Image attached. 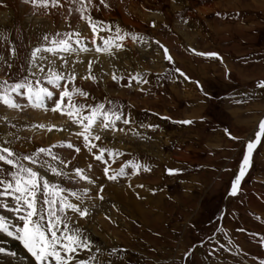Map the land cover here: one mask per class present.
I'll return each instance as SVG.
<instances>
[{"label": "rangeland", "instance_id": "rangeland-1", "mask_svg": "<svg viewBox=\"0 0 264 264\" xmlns=\"http://www.w3.org/2000/svg\"><path fill=\"white\" fill-rule=\"evenodd\" d=\"M232 1L107 0V2L111 5L110 9H104L101 6L99 12H97L94 8L91 10V14L95 19L103 20L112 25L113 34L115 26L119 25L123 31L137 33L143 36L148 42L142 43L139 40L133 42L130 36L126 37L125 44L127 47L120 54V59L113 60L108 56H105L104 58L105 65L102 68L104 71L102 73H107V75H103L104 80L108 81V83L112 85L111 91L114 90L122 92V94H124L123 97L114 98L109 96L110 93L107 87H105V91L101 90V93H99L95 91L97 89L95 88L96 84L90 83L89 86L86 87L81 85V83H79L81 81L79 80L74 83H76L77 87H82L84 90L90 92V96L88 98L77 97L76 99L79 102L83 103L85 100L89 103L105 102V98L107 97L119 106L125 117L131 118L130 125H124L122 120L117 122V128H125L126 132L117 131L113 133L111 131H106L103 135L106 136V139L108 138L109 141L105 139V143L97 142L101 144V146L107 145L108 147L122 153V155L117 157L115 160H107V156L105 154V159L110 167L112 168V163L116 165L119 164L118 167H120V165L125 163L127 160H137L141 163L148 164L151 171L144 172L141 169L138 175L132 176L130 167L126 166L125 171L129 173L128 175L120 177L115 182L107 181L103 176V164L95 161L92 154L89 153L87 149L83 148L82 138L76 137L75 133L80 130L76 125H72L70 122L71 126H73L71 133H69L67 127L65 128L66 130H63L64 127L57 124V128H61L62 130L56 131L54 129L51 131V135L56 137L51 145L72 142L76 146L81 147L82 150L80 153H74L73 150L59 146L53 149V151L60 157L67 161H71V166L73 168H83L81 166L83 164L84 167H87V159H93L94 161L92 162L95 165L94 167L98 166V168L93 172L98 173V179H101L102 177L106 180L102 181L101 184H104L105 186L106 183H113L114 185L121 187V189H128L130 193L129 198L137 202L134 205L136 207L133 206V208L132 203H126V197H121L122 200H119L117 209L114 208L113 205L112 207L108 206V211L104 214H100V216H102L101 219H104L109 226V229H115L118 224L115 225L112 222V218H110L111 216L109 217L108 215H122L115 219L117 223H122L126 219L123 215L126 214L127 217H129L126 220L127 222H130L131 227L133 226L131 230L133 234L132 240L130 241L132 244L131 246H127V248L123 245L124 243H117V246L112 244L108 237L106 244H109V246L106 247L105 244H102L99 241L98 237L92 235L91 231H87L85 227L82 226L84 234L88 236L92 242L91 251L94 252L97 247L101 248L104 253L101 258L111 260L112 264H259V261L264 259L259 256L264 254V246L259 243L261 239H264V142L259 144L257 146V150L253 153L252 166L249 168L244 180L241 182V190L238 197H229L227 195L230 182L234 178V174L238 172L244 147L243 141H246L248 137H250V134L254 130L256 121L264 114V91H258L260 89L254 90V88H256L255 85L259 80L254 82L249 81L248 83V85H252L254 87H251L253 89L252 95L255 94L256 97H258V107L256 108V111L258 112L257 120L255 121L254 118L253 123L255 124L250 130L237 131L232 126L230 118L226 114L221 102L216 103L213 102V100L210 101V103L205 101L204 103L200 102L202 104L200 111L196 114L188 112V103L191 99L184 96L186 93L184 94L183 91L186 89L183 88L181 80L179 79L178 82L177 80H174L177 79L178 74L176 73L177 76L175 78V72L173 69L180 65L177 62L170 64L168 61L164 60L163 57L161 59L159 54H162V50L154 43L155 40H162L164 45L166 43L165 46L169 49L170 54L176 55L177 52L174 47L177 45V42L174 39V35L178 33L179 30L182 34L185 33L184 30L186 31V28H191L195 25V27L198 26L203 31L210 30L213 33V26L211 25V22L214 21L216 24L222 22L224 23L223 20L226 18L229 22L231 21L230 24L237 25L232 26L230 30H227V38L230 37V40L226 42H219L218 45L230 46L231 43L233 45L243 44V38L236 40L234 34L242 33V30H245L243 27L247 26V23H249L248 27L250 26L254 28V26H251V22L254 23L252 18H249L248 20L242 19L244 16H254L253 12H255L257 16L259 15L258 19L255 17V19H257L256 22L259 23L261 20L262 22L253 29L257 37V48L254 52L255 60L251 66L260 67L262 71L261 78L264 79V13L252 8L256 5L251 2L253 0H235L238 1L237 3L235 2V4L232 3ZM93 3L98 4L99 0H93ZM225 5L228 7L226 8ZM22 9H24L23 14L21 13ZM198 9H202L204 12H198ZM253 9L254 11L252 12L251 10ZM0 10H5L9 13L7 23H3V26L0 24V55H9L7 53L8 45L3 42L4 36H7L12 42V45L17 49V55L12 60L13 68L10 72V78L5 75V73L9 71L6 65L3 62H0V80L9 79V82H14L21 79L24 75L29 74L27 71L22 72L21 67H27V61L31 48L44 42V34H49L51 36L55 32L70 30L69 27L66 26L63 19V17L67 16L68 13L64 10L51 15H44L42 13L34 15L31 7L23 4L22 0H4L0 2ZM154 16L155 18H159V28L155 31H153V21L147 22V18L151 17L150 19L153 20ZM32 17H41L44 18L43 20L50 21L56 20L60 24L62 23V25L58 28L56 27L54 30L47 31V29L45 32L44 29L37 24H34L29 28H24L22 20L27 18L31 19ZM131 18L135 22H139V24L132 26L125 23L124 19L132 21ZM239 21L243 22V27L238 25ZM4 24H6V26ZM69 24L71 29L80 30L82 35L86 36L83 33L82 28L84 26L87 27V24L84 21H81L78 15L73 14L69 18ZM76 24L83 27L74 28L73 25ZM89 34H91V31ZM108 34L109 33L107 31L103 33L105 37ZM88 38L91 39V36H88ZM216 40L218 41V39ZM148 44L155 45L158 49L152 50L149 48ZM186 46H188L187 43L183 44L182 49L187 54L188 48ZM191 47H194L195 49L197 48L199 51L217 49L216 43H213L212 40L211 42L209 40L207 44L203 41L199 42L198 46L196 44H192ZM139 48L142 49L141 51L143 53H147L150 58L145 59L140 56L141 51ZM93 52L94 50L91 53ZM102 55L103 54H101V56ZM134 56L137 58L136 61ZM73 57H75V54H73L69 59L72 60ZM89 59H93V57L90 56L88 58L79 59V63H69L68 67H74L79 75H84L87 68V60ZM140 62L142 64L144 62L145 65L143 64V66L146 68L153 67V70H155L153 72L143 70L142 67H140ZM57 64H59L58 60ZM213 64L215 68H218L216 69L218 76L223 79V68L219 67V65H215V63ZM238 67H240V65ZM161 68L162 71L160 72L159 70H161ZM181 69L184 71V68ZM113 70L117 71V74L123 73L125 76L129 72L134 73L136 71H140L144 78L148 80L146 85L141 86L144 91H139L138 87L135 85L132 87H121L124 81H121L120 84H116L111 81L110 76ZM94 71L97 76L100 74L99 68L94 69ZM231 71L227 75L229 78H233V71ZM234 86V84L228 83L226 89L221 91L214 90L213 94H219L233 88ZM49 87L51 88V86ZM102 87L103 86L99 84V88L102 89ZM175 89L177 90L178 97L180 95V98L175 97V95L177 96ZM15 99L21 105H25V110L30 109L40 112L42 111L44 113H51L55 115L56 120H61L62 123L64 120L68 121L66 117L60 115L59 113H53L50 110L44 111L43 109H32L27 106V100L23 96H16ZM204 100L207 101V99ZM133 103L135 104L134 106ZM48 106L49 108L51 107V102H48ZM0 110L2 111V113H0V124L6 129V133H13L22 138L21 141L16 142V145L18 147L25 148L26 150L15 147L17 150H20L23 153H28L34 151L36 147H48L45 145L32 146L35 137L33 136V132L29 131V129L30 126L33 127V125L38 124L37 122H34L29 126V121L25 119V117L28 119V116L25 115L23 111L8 109L3 105H0ZM8 112H12L13 115ZM164 112H166L171 119H161V117L165 115L160 114ZM197 114L201 117L208 116L212 118L213 124L209 121L190 125H182L172 122V120L188 119L183 117H194L197 116ZM3 117L8 118L7 123L3 122ZM195 119H197V117H195ZM141 124H152L157 127H141ZM218 124L221 127L223 126L224 130L228 129L232 135L238 136L241 139L232 140L226 135L225 138L224 136L222 138L220 137L221 140L216 142V145H218L217 147L213 144H208V142L204 143L207 135L214 133L216 129L220 132ZM12 125H15V127H12ZM129 128L135 129V131L140 133V135L136 136L132 131H127ZM37 129H40V132L38 133L40 136L44 134V131L45 133L48 132L47 128L41 129L38 127ZM27 131H29V134ZM23 132L25 135L22 134ZM34 132L36 131L34 130ZM97 132L99 133L100 130L97 129ZM66 133H68L69 136H67ZM115 134L116 136L119 135L118 137H120V141L111 143L113 139H111L110 136ZM2 138L3 137H0V141L4 140ZM23 143L25 146H23ZM204 144L208 145L205 146ZM134 147L138 150L136 151ZM66 151L68 153H66ZM81 154L83 155L81 156ZM77 155L81 156L80 159L82 161L72 163V158ZM53 163L58 164L59 162L56 161ZM59 166L62 167V165ZM166 168H173L178 171L174 175H168L165 171ZM65 170L70 171V169ZM87 171L89 170L87 169ZM152 171L154 172L155 177L158 178L159 183L157 186L154 184L152 177L148 175L151 174ZM164 177H166L167 180ZM48 178H50L52 183H57L62 187L73 190H80L77 189L79 185L87 184L86 181L77 182L76 180H70L67 178L62 180L59 177L52 176L50 172L48 173ZM129 178L131 179V184L127 182ZM99 181L100 180H98V184H100ZM139 184H143L144 187H136V185ZM129 185H131V187H129ZM91 186L95 187V189H91L89 187L91 190L88 195L91 199L87 200L89 202H92V199L94 201H99L95 195L98 190V188H96L97 186ZM187 186H191V188L186 189L188 188ZM146 189H148L147 192H145ZM163 191L165 194L163 195V200H161L162 203L160 204L159 193ZM137 193H139L141 198H137ZM156 202L157 208L155 207ZM121 208H125V210ZM155 209H157L156 212ZM124 211L126 212L124 213ZM221 212L224 213L223 218H219V214ZM70 213L71 212H69L68 215H70ZM3 214L4 210L0 209V215ZM140 217L147 221L146 225L148 226L144 225V228H142V221L139 219ZM8 218L10 220L15 219V217L11 215H9ZM74 222H76L75 219ZM218 227L222 228L223 231L217 232ZM225 232L228 236L224 235ZM222 235H224V240H222ZM0 236L7 237L3 233H0ZM250 236L252 237L250 238ZM242 237L243 240L249 241L248 243L252 247L247 248L244 252L240 250V247L239 251L236 250L237 247L241 245L240 241ZM8 238L15 241L20 246L22 252L30 259L29 254L19 241L12 237ZM229 241H231V243H229ZM220 245H224L229 250L225 251L224 248L220 247ZM112 248H116L117 250L123 249V251H118L109 257L108 252H110ZM189 248H192V252L185 260L184 253L187 252ZM77 256L82 259H88L89 251L85 250L78 252Z\"/></svg>", "mask_w": 264, "mask_h": 264}, {"label": "snow or ice", "instance_id": "snow-or-ice-1", "mask_svg": "<svg viewBox=\"0 0 264 264\" xmlns=\"http://www.w3.org/2000/svg\"><path fill=\"white\" fill-rule=\"evenodd\" d=\"M22 3L30 6L34 15L39 13L51 15L66 10L68 15L63 19L70 30L55 32L51 36L44 34V42L31 48L27 67H21V71H27L28 75H24L14 82H9V79L0 80V105L8 109L23 111L25 105H21L15 99L16 96H23L27 100V106L32 109L50 110L66 117L72 125H76L80 129L75 135L77 138H82L83 148L92 154L95 161L103 164V176L107 181L115 182L120 177L128 175L129 173L125 171L126 166L130 167L132 176L138 175L141 169L144 172L151 171L148 164L137 160H127L117 169L110 167L107 160H115L122 153L107 145L101 146L97 142L106 139V136L103 135L106 131L126 132L125 128H117V122L122 120L124 125H130L131 118L125 117L119 106L107 97L105 102L89 103L87 100L83 103L79 102L77 97L88 98L90 92L82 87H77L74 83L78 80L90 81L98 87L102 76L98 77L94 69L99 63L101 54L113 60L120 59V54L127 47L125 39L129 36L133 42L138 40L142 43L148 42L137 33L123 31L119 25L115 26L113 34L110 23L93 17L91 14L93 8L97 12L100 11L101 6L104 9L111 8L107 0H99L98 4L93 3V0H22ZM73 14L78 15L79 19L87 24L91 31L90 40L82 35L80 30L70 28L69 18ZM152 26H156L155 21ZM105 31L109 33L106 37L103 35ZM3 42L8 45L7 53L9 55H0V62L6 65L9 71L5 75L10 78L13 68L12 60L17 55V49L7 36L3 37ZM154 43L162 50L163 59L173 64L174 58L169 49L159 40H155ZM93 50L95 57L87 60L84 75H79L74 67H68L69 63L80 62V53H89ZM187 50L195 56L219 60L223 63V58L217 51H199L194 47ZM73 54H76V60L69 59ZM57 60H59V64H57ZM173 71L185 81L191 80V77L181 68L176 67ZM102 75H107V73H102ZM226 75H228L227 69ZM110 79L116 84L124 81L121 87L135 85L141 92L144 91L141 86L148 83L140 71L129 72L125 76V74H117V71L113 70ZM192 82L203 92V87L198 80ZM255 87L264 91V79H260ZM204 95L208 94L204 93ZM48 102H51L50 108ZM161 119L169 120L171 117L162 116ZM2 120L4 123L8 122L7 117H3ZM172 122L182 125L193 123L191 119L172 120ZM140 126L157 127L152 124H141ZM33 127L47 128L48 132L54 129L62 130L55 124H38ZM97 128L100 130L99 133ZM127 131H132L136 136L140 135L133 128H129ZM224 132L229 139H241L232 135L228 129H225ZM8 136L10 138L0 141V209L4 210V214L0 215V233L19 241L29 254L30 264H112L111 260L101 258L104 255L101 248L97 247L94 252L91 251L90 238L84 234L82 226L74 222V217L79 220L89 216V208L85 205V199H91L88 195L89 187L73 190L52 183L48 178L50 172L52 176L62 180L67 178L77 182L86 181L88 185L97 186L98 190L95 195L99 200H104V184H98L97 179H94L84 168H73L71 161L65 160L53 151L59 146L73 150L74 153H80L81 147L72 142H66L48 147H36L34 151L23 153L14 147L16 142L21 141L22 138L13 133H8ZM262 142H264V117L259 119L254 137L243 141L242 158L238 172L234 174L227 190L228 196L238 197L241 182L252 166L253 153ZM56 161L59 163H53ZM92 168V164L87 166L88 170ZM65 169H70V171ZM165 171L168 175H174L178 170L166 168ZM136 187L143 188L144 185L139 184ZM137 198H141L139 193H137ZM69 212L72 213L71 216L68 215ZM9 215L14 216L15 219L10 220ZM223 216L224 213L221 212L219 218H223ZM222 231V228H217V232ZM224 235L227 233L225 232ZM259 243L264 246V239H261ZM220 247L225 251L229 250L224 245H220ZM239 247L242 246H238L237 251H239ZM85 250L89 251L88 259L79 258L77 253ZM118 251H123V249L112 248L108 252V256L111 257ZM191 252L192 248H189L184 253L185 260ZM0 255L15 257L16 253L0 247ZM4 264H9V260L6 259ZM259 264H264V259H261Z\"/></svg>", "mask_w": 264, "mask_h": 264}, {"label": "bare ground", "instance_id": "bare-ground-1", "mask_svg": "<svg viewBox=\"0 0 264 264\" xmlns=\"http://www.w3.org/2000/svg\"><path fill=\"white\" fill-rule=\"evenodd\" d=\"M2 1H4V0H0V2H2ZM230 1H232V0H230ZM235 2L237 3L238 1H235V0H233L232 1V3H234L235 4ZM251 2H253V3H255L256 5L255 6H253L252 8H254V9H257L258 11H261L262 13H264V0H253V1H251ZM218 5H221V4H218ZM226 6V8L228 7L227 5H225ZM208 7V6H207ZM216 8V7H215ZM214 8V9H215ZM225 8V7H224ZM231 8V7H230ZM233 8H234V5H233ZM241 8V7H240ZM243 8V7H242ZM217 9V8H216ZM219 9V8H218ZM238 9V8H237ZM239 10V9H238ZM248 10V9H247ZM7 11H9V10H7ZM26 11V10H25ZM223 11V10H222ZM198 12H204L202 9H198ZM21 13L23 14L24 13V9H22L21 10ZM134 14H136V13H134ZM202 14V13H201ZM12 15V14H11ZM137 15V14H136ZM264 16V15H263ZM8 17H9V13L8 12H6L5 10L4 11H2V10H0V24L2 25L3 23H7V20H8ZM110 17V16H109ZM116 18V17H115ZM151 17H149V18H147V22H149V21H155V24H156V26L154 27V29H153V31H155V30H157L158 28H159V18L158 17H156L155 18V16H154V18H153V20L152 19H150ZM254 19H255V17H253ZM12 19V18H11ZM44 18H38V17H32L31 19L30 18H27V19H25V20H22V24H23V26H24V28H29L30 26H33L34 24H37L38 26H40L41 28H43L44 29V32H45V30H47V31H49V30H54V29H56V27L58 28V27H60V25H62V23L60 24L58 21H54V20H52V21H50V20H43ZM132 19V18H131ZM248 19V18H247ZM120 21V20H119ZM121 21H123V20H121ZM124 21H125V23H127V24H129V25H132V26H135V25H138L139 24V22H135L133 19H132V21H129V20H127V19H124ZM252 23V22H251ZM5 26H6V24H4ZM228 25V24H227ZM231 25V24H230ZM252 26H254V28H255V26H257L258 24H257V22H256V24L255 23H253V24H251ZM3 26V25H2ZM260 26V25H259ZM73 27L74 28H82L83 26H79V24H76V25H73ZM214 27V26H213ZM227 27H229V26H227ZM250 27V26H249ZM231 28H232V26H231ZM215 30V29H214ZM213 30V31H214ZM218 30V29H217ZM82 31H83V33L88 37V36H91V34H89V32H90V30L86 27V26H84L83 28H82ZM180 31V30H179ZM226 31V30H225ZM242 31H244V29L242 30ZM216 32V31H215ZM199 34V33H198ZM197 34V35H198ZM185 35V34H184ZM195 36V35H194ZM201 36V35H200ZM185 38H187V37H185ZM205 38V37H204ZM189 39H191V38H188V40ZM90 40V39H89ZM160 42H162V43H164L162 40L160 41ZM189 42V41H188ZM188 42H187V45L188 46H192V44H194V40H191L190 42H189V44H188ZM150 44V43H149ZM148 44V45H149ZM165 45H166V43H165ZM146 47V46H145ZM133 48H135V47H133ZM149 48L150 49H152V50H155V49H158L155 45H149ZM197 49V48H196ZM134 50V49H133ZM139 50L141 51L142 49L141 48H139ZM146 50V49H145ZM198 50V49H197ZM137 51V50H136ZM200 51H218L217 49H208V50H200ZM160 52V51H159ZM156 53V52H155ZM92 54H94V55H92ZM132 54V53H131ZM130 55V54H129ZM160 55V57H161V59H162V54L160 53L159 54ZM173 55V54H172ZM226 55H227V53H226ZM90 56H92L93 58L95 57V53L93 52V53H91V52H89V53H80L79 54V59H84V58H88V57H90ZM124 56L126 57V55L124 54ZM139 56V55H138ZM140 56H142V57H144L145 59L146 58H150V56L147 54V53H143L142 51H141V54H140ZM122 57V56H121ZM130 57V56H129ZM135 57V56H134ZM223 58H224V55L222 56ZM104 58H105V55H100V59H99V63L96 65V67H95V69H100V74L98 75V77H101L102 76V78L100 79V81H99V84L100 85H102L103 87H102V89L101 88H99V86L97 87V85L95 86V88H97L95 91H97V92H99V93H101V90H104L105 91V87H107V89H108V91H109V96H111V97H117V98H121V97H123L124 96V94H122V92H119V91H114V90H112L111 91V88H112V85L110 84V83H108V81H105L104 80V76L102 75V72H104L103 71V67H104V65H105V62H104ZM152 58V57H151ZM173 58H174V62H177V63H180V58L178 59L175 55H173ZM77 59V56H76V54H75V57H73L72 58V60H76ZM134 59V58H133ZM136 57H135V61H136ZM141 59V58H140ZM225 60V59H224ZM59 61V60H58ZM84 61V60H83ZM145 61V60H144ZM189 61V60H188ZM214 61V60H213ZM121 62V61H120ZM218 61L216 60L215 61V63H217ZM225 63H227V61L225 60L224 61ZM183 65H184V71L188 74L189 72V68L190 67H188V65H186L187 63L185 62V61H182L181 62ZM189 63H190V61H189ZM192 63V62H191ZM127 64V63H126ZM143 64H144V62H143ZM143 64L140 62V67H142V69L143 70H148L149 72H153L154 70H153V67L152 68H146L145 66H143ZM129 65H131V64H129ZM145 65V64H144ZM79 66V65H78ZM128 66V65H127ZM154 66V65H153ZM225 67H227V69L228 70H231L230 69V65H228V63H227V66L225 65ZM157 69V68H156ZM160 69V68H159ZM194 69V68H193ZM82 70H84V69H82ZM195 70V69H194ZM202 70V69H201ZM160 72L162 71V68H161V70H159ZM159 72V73H160ZM196 73V72H195ZM198 74V73H197ZM189 75V74H188ZM202 75V74H201ZM190 76V75H189ZM175 78H176V76H175ZM177 79H180L182 82H183V86H184V88L186 89V91L184 92V93H186L187 95H188V97L189 98H191V97H196V96H198L197 95V93H196V91H194L195 89H194V85L192 84V83H186L182 78H180V77H177ZM110 82V81H109ZM79 83H81V85H83V86H86V87H88L89 86V84L91 83L90 81L89 82H85V81H81V82H79ZM80 85V84H79ZM175 86V85H174ZM134 88V87H133ZM175 88V87H174ZM173 88V89H174ZM91 89V88H90ZM94 90V89H93ZM113 92V93H112ZM126 93V92H125ZM175 93L177 94V96H178V93H177V90L175 89ZM177 98V97H176ZM182 98V97H181ZM192 99H194V98H192ZM133 100V99H132ZM196 100V99H195ZM133 102V101H132ZM135 104L133 103V106H134ZM196 107V106H195ZM197 108V107H196ZM192 110V109H191ZM194 110H198V109H194ZM201 110V109H200ZM0 113H2V111L0 110ZM8 113H10L11 115H13L12 114V112H8ZM23 113L25 114V115H27L28 116V119L25 117V119L27 120V121H29L28 123V125L30 126V125H32V123H34V122H37V124H57V125H60V126H62V127H64V129L67 127L68 128V131H69V133H71L72 132V130H73V126H71V124H70V122L68 123V121H66V120H64V122L62 123L61 122V120H56V118H55V115L54 114H51V113H44V112H40V111H35V110H25L24 109V111H23ZM5 114V113H4ZM157 114V113H156ZM160 114V113H159ZM239 114V113H238ZM160 115H165V116H168V117H170L166 112H164V113H162V114H160ZM236 115V114H235ZM264 115V114H263ZM263 115L260 117V118H258V120L256 121V124H255V127H254V130L252 131V133L250 134V137H248V139L249 138H253L254 137V133H255V131L257 130V124H258V121H259V119H261L262 117H263ZM192 116H193V114H192ZM183 117V118H188V119H192V118H194L195 119V117H200V115H198V116H194V117ZM173 118V117H172ZM248 119V118H247ZM159 121V120H158ZM31 122V123H30ZM241 122H243V121H241ZM246 122V121H245ZM249 123V122H248ZM247 124V123H246ZM257 125V126H256ZM38 127H32V126H30V129H29V131H32L33 132V136L35 137L34 138V142H33V144H32V146H34V145H36V146H38V145H45V146H50L51 145V143L53 142V140H55V138L56 137H53L52 135H51V132H47V133H45V131H44V134H42L41 136H40V134L38 135V133L40 132V129H37ZM251 128H253V127H251ZM42 129V128H41ZM98 129V128H97ZM34 130L36 131V132H34ZM29 131H27V133L29 134ZM31 133V132H30ZM37 133V134H36ZM43 133V132H42ZM23 135H25V133L23 132L22 133ZM66 135L67 136H69L68 135V133H66ZM119 135H117L116 136V134L115 135H112V136H110L111 137V139H113V141L111 142V143H113V142H115V141H120V137H118ZM0 137H3L2 139H8V138H10L9 136H8V133H6V129L5 128H3V126H1V124H0ZM32 137V136H31ZM64 137V136H63ZM217 139H218V137H217ZM106 140H108L109 141V139L107 138ZM102 142H104L105 143V139L102 141ZM109 144V143H108ZM140 144V143H139ZM141 145V144H140ZM23 146H25L24 145V143H23ZM30 146V145H29ZM28 146V147H29ZM128 146V145H127ZM131 146V145H130ZM143 146V145H142ZM14 147H17V148H21V149H25V148H22V147H18L16 144L14 145ZM124 147V146H123ZM132 147V146H131ZM154 147V146H153ZM133 148V147H132ZM135 148V147H134ZM146 148H148V147H146ZM152 148V147H151ZM131 149V148H130ZM155 149V148H154ZM157 149V148H156ZM26 150V149H25ZM132 150V149H131ZM135 150L137 151L138 149H136L135 148ZM151 150V149H150ZM159 150V149H158ZM65 152V151H64ZM152 152H154V151H152ZM161 152V151H160ZM66 153H68L67 151H66ZM159 153V152H158ZM160 154V153H159ZM83 154H81V156H82ZM182 155V154H181ZM80 155H77V156H75L74 158H72V163H75V162H80V161H82L81 159H80V157H81ZM186 156V155H185ZM178 157H180V156H178ZM180 159V158H179ZM178 159V160H179ZM178 160H176V161H178ZM185 160V159H184ZM92 161H94L93 159H87V165H89V164H92L93 165V168L91 169V170H89V172H90V175L94 178V179H97V181L98 180H100L99 181V183L101 184V182L102 181H106V180H104L102 177H101V179H98L99 177H97L98 176V173H94L93 171L94 170H96L97 168H98V166L97 167H94L95 165L93 164V162ZM183 161V160H182ZM186 161V160H185ZM84 163V162H83ZM120 163V162H119ZM84 165V164H83ZM83 165H81L84 169L86 168V171H87V167H84ZM119 166V164H113L112 163V169H116V168H119L118 167ZM157 172V171H156ZM160 174V173H159ZM149 176H151L152 177V179L154 180V184L157 186L158 185V183H159V181H158V178L157 177H155V174H154V172L152 171L151 172V174H148ZM101 176V175H100ZM164 178H166V177H164ZM166 180H167V178H166ZM135 181V180H134ZM128 183H130L131 184V179L129 178L128 179V181H127ZM150 182V181H149ZM66 183V182H65ZM135 183V182H134ZM151 183V182H150ZM152 185V184H151ZM90 187L91 189H95V187H93V186H91V185H88V184H85V185H79L78 186V188L77 189H82L83 187ZM69 187V186H68ZM188 188H186V189H190L191 188V186L189 187V186H187ZM89 188V189H90ZM97 188V187H96ZM90 189V190H91ZM246 189V188H245ZM148 191V189H146V191L145 192H147ZM189 192V191H188ZM165 193H164V191L163 192H160L159 193V200H160V204L162 203L161 202V200H163V195H164ZM149 195V194H148ZM148 195H147V197H148ZM103 196H104V200H102V201H94L93 199L91 200L92 202H89L87 199L85 200V205L89 208V216L86 218V220H81V219H79V220H77L75 217H74V219H75V221L77 222V223H79L81 226H84L85 227V229L87 230V231H91V234L92 235H94V236H96V237H98V239H99V241L102 243V244H105L106 245V247H108L109 246V244H106L107 243V237L109 238V240L112 242V244H114V245H116L117 246V243H124L123 245L124 246H126V248H127V246H131V244L132 243H130V241L132 240V234H133V232L131 231L132 230V227H131V224H130V222H127V220L126 219H128L129 217H127V215L125 214V215H123V217L124 218H126L122 223H117L116 222V218H118L119 216H122V215H108L110 218H112V222L116 225V224H118V225H116V228L115 229H109V226L107 225V223L104 221V219H101V217L102 216H100V214H104L105 212H107L108 210H107V207L108 206H110V207H112V205H113V207L114 208H116L117 209V204H118V202H119V200H122L121 199V197H126L127 198V204L128 203H132V207L135 205V203H137V202H135L133 199L131 200L130 198H129V196H130V193H129V191H128V189H121V187H119V186H116V185H114L113 183H106L105 184V191H104V194H103ZM146 197V198H147ZM230 197V196H229ZM151 198V197H150ZM155 198V197H154ZM149 200V199H148ZM124 201H126V200H124ZM154 201V200H153ZM158 202V201H157ZM157 202H156V204H155V207L157 208ZM254 202V201H253ZM109 203H110V205H109ZM153 203V202H152ZM152 203H151V205H152ZM252 203V202H251ZM134 207H136V206H134ZM133 207V208H134ZM154 207V206H153ZM159 208V207H158ZM121 209H123V210H125V208H121ZM154 209V208H153ZM127 210H129V209H127ZM140 210V209H139ZM138 210V211H139ZM161 210V209H160ZM250 210V209H249ZM137 211V210H136ZM157 211V209H155V212ZM126 211H124V213H125ZM131 212V211H130ZM162 212V211H161ZM248 212H250V211H248ZM256 212V211H255ZM157 213H159V212H157ZM134 214V213H133ZM72 215V213H70V216ZM145 215V214H144ZM249 215V214H248ZM107 216V215H106ZM134 216V215H133ZM134 218V217H133ZM139 219H141V221H142V228H144L143 226L144 225H146V222L147 221H145L144 220V218H142V217H140ZM119 220H121V219H119ZM122 221V220H121ZM153 222V221H152ZM148 224H149V222H148ZM146 226H148V225H146ZM247 227V226H246ZM152 230V229H151ZM250 231V230H249ZM248 231V232H249ZM253 232V231H252ZM143 233V232H142ZM257 233V232H256ZM249 234V233H248ZM255 234V233H254ZM228 236V235H227ZM91 237H93V236H91ZM248 237V236H247ZM252 236H250V238H251ZM133 238H134V236H133ZM220 239V238H219ZM253 239V238H252ZM256 239V238H255ZM222 240H224V235H222ZM229 240V239H228ZM249 241H245V240H243V237H242V239H241V241H240V243H241V245L240 246H242V247H240V250H242L243 252L244 251H246L247 250V248H252L251 247V245L248 243ZM239 243V242H238ZM232 246V245H231ZM0 247H4V248H6L7 250H9V251H12V252H15L16 253V256L15 257H4V256H0V264H4V261L7 259V260H9V264H30V259L26 256V254H24L23 252H22V250H21V248H20V246L15 242V241H13L12 239H9L8 237H1L0 236ZM251 250H253V249H251ZM220 252V251H219ZM218 253V252H217ZM258 255V254H257ZM256 256V255H255ZM259 256H261L262 258H264V254L263 255H259ZM258 256V257H259ZM249 259V258H248ZM253 260V259H252ZM251 263V262H250Z\"/></svg>", "mask_w": 264, "mask_h": 264}, {"label": "crops", "instance_id": "crops-1", "mask_svg": "<svg viewBox=\"0 0 264 264\" xmlns=\"http://www.w3.org/2000/svg\"><path fill=\"white\" fill-rule=\"evenodd\" d=\"M251 11L253 12L254 9ZM253 13H254V16L253 15H251V17L244 16L242 20H248L249 18H252L254 20V23H256V20L259 18L258 17L259 15L257 16V14H255V12H253ZM253 17H256L257 19H254ZM223 21H224V23L222 22V23H218V24H216L214 21L211 22V25L214 26V27H212V29L213 30L215 29L213 31V33L210 30L203 31L198 26L195 27V25L192 26L191 28L190 27L186 28L187 33L185 30H184L185 33H182V34L179 31H178V33L175 32L176 34L174 35V39L177 42V45H175V47H174L175 51L177 52V54L175 53L176 54L175 56L178 59L180 58L179 59L180 60L179 65L180 66H178V67L184 68V65L181 63L182 61H185L187 63L186 65L189 64L188 67H190L188 74L190 75L191 80L185 81L183 78L182 79L186 83H192L193 85L195 83H193L192 81L198 80L203 87V92H201V90L198 89L196 87V85H194V89H195L194 91H196L198 96L192 97L194 99L189 98L191 100L187 99V100H189V103H188L189 104V106H188L189 111L188 112H191V113L193 112L196 114L198 111H200V108L202 106V104L200 102L204 103V101H205V102L210 103V101H212V100H213V102H216V103L221 102L222 106L224 107L226 114L229 116L230 121L232 123V126L234 127L235 130H237V131L250 130L251 127L254 126V123H253L254 118H255V121L257 120V113L258 112L256 111V108L258 107V101H257L258 97H256L255 94L252 95V93H253L252 88H254V87L252 85L251 86L248 85V83H249V81L254 82V81H258L260 79H263V78H261L262 77V75H261L262 71H261L260 67H257V66L255 67L253 65L251 66V64H253V62L255 60L254 52L257 48V45H256L257 37H256V34L254 33V30H253L254 28L248 27L249 23H247V26L243 27V25H242L243 22L239 21L238 25L245 28V30L242 33L238 32L239 34H234V37L236 40L243 38V44L233 45L231 43L230 46H219L218 45L219 42H226V41L230 40V37L227 38L228 37L227 36V30H230L231 26L237 25V24L236 25H233V24L230 25L231 21L229 22L228 19H226V18ZM261 22H262V20L257 24H260ZM251 24H253V23H251ZM227 26H229V27H227ZM234 29L237 30L236 28H234ZM185 37H187V38H185ZM215 37H217V38H215ZM188 38H191V40H194V44H196L197 46L199 45V42L203 41L205 44H207L209 42V40H210V42L212 40L213 43H216V48H217L220 56L222 57L224 55V58L222 57L223 63H221L219 60H217L219 63L218 62L215 63L216 60H214V59H208V58L195 56L190 51H187L188 53L186 54L184 52V50L182 49V47H183V44L187 43L188 41L189 42L191 41L190 39L188 40ZM216 39H218V41ZM186 47L188 49L190 48L189 46H186ZM226 53H227V55H226ZM224 59L231 66V70L233 72L231 70H228L227 67H225V65L227 66V63L224 62L225 61ZM188 60L190 61V63ZM212 62L215 63V65H219V67L223 68V71H224V73L222 74L223 79H221L218 76V73L216 72V69H218V68H215V66ZM239 65H240V67H238ZM238 68H241V69H238ZM226 69L228 70V73L230 71L232 72L233 78H229L227 75L225 76ZM175 76H177L176 73H175ZM177 77H179V76H177ZM174 80H177V82H178L179 79H174ZM228 83L234 84L235 88L233 87L231 89H228V90L221 92L219 94H216V95L213 94L214 90L215 91H221V90L226 89ZM181 84H182V86L184 85L183 82ZM183 88H184V86H183ZM257 89L258 88H254V90H257ZM185 91L186 90H184L183 92H185ZM258 91H261V90H258ZM204 93H207L208 95L205 96ZM172 96H173V94H172ZM184 96L188 97L186 94ZM175 97L180 98V95H179V97L175 95ZM204 99H207V101ZM194 109H198V110H194ZM197 116H198V114H197ZM191 120L193 121L192 124H196V123H200V122H206V121H209L213 124L212 118H210L208 116H205V117L200 116V118H197V119L192 118ZM241 121H243V122H241ZM218 127L220 128V132H218L216 129V131L214 133L207 135L205 137L206 140L204 143L208 142V144H213L215 147H217L218 145H216V142L221 140L220 137L221 138L223 136H224V138L226 137L223 126L221 127L218 124ZM213 131H214V129H213ZM217 137H218V139H217ZM208 144H206V145H208Z\"/></svg>", "mask_w": 264, "mask_h": 264}]
</instances>
